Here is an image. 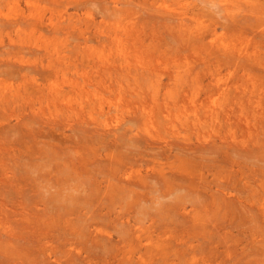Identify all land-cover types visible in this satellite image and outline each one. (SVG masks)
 <instances>
[{
	"label": "rangeland",
	"instance_id": "rangeland-1",
	"mask_svg": "<svg viewBox=\"0 0 264 264\" xmlns=\"http://www.w3.org/2000/svg\"><path fill=\"white\" fill-rule=\"evenodd\" d=\"M1 13L19 22L0 18V264H264V0H0ZM49 83L70 107L49 110ZM248 122L261 140L239 153ZM196 125L214 135L200 152ZM127 169L135 194L107 185ZM97 228L112 240L94 243ZM148 230L167 255L146 253Z\"/></svg>",
	"mask_w": 264,
	"mask_h": 264
},
{
	"label": "bare ground",
	"instance_id": "bare-ground-1",
	"mask_svg": "<svg viewBox=\"0 0 264 264\" xmlns=\"http://www.w3.org/2000/svg\"><path fill=\"white\" fill-rule=\"evenodd\" d=\"M260 1V0H259ZM253 4H254V2H253ZM257 5H259V4H257ZM251 8V10H249V12H252L253 11V14H255L254 13V11H258L259 10V8H257V7H250ZM7 16V17H6ZM6 16H4V14L3 13H1L0 14V18L1 19H3V18H5V19H8V20H10V21H12L14 24H17L19 21H18V19H11V18H9L10 16L9 15H6ZM125 53V52H124ZM124 53H123V51H121V52H119L118 53V55H119V58L120 57H123L124 56ZM90 65L91 64H89V66H88V69L90 68ZM133 68V67H132ZM132 68H131V70H132ZM144 68V67H143ZM87 68H85V66H83V69L82 70H78L77 71V75L80 77V78H84L85 77V75H88L89 74V72L86 70ZM134 69H137V70H139L140 71V69H138V68H136V66H134ZM51 70V69H50ZM45 71H48L47 69H45ZM82 71V72H81ZM44 72V71H43ZM49 72V71H48ZM54 72H56V74H60L61 72L57 69V68H55V70H54ZM187 72H189V70L187 71ZM187 72H186V70L185 71H182V72H179L178 73V77H179V79L182 77V78H185V76L184 75H181L182 73H185V74H187ZM68 75V73H64V76H67ZM213 75H214V73H213ZM217 75V74H216ZM217 77V76H216ZM84 81H87V80H84ZM215 81L218 83V81H221V78L219 79V80H217L216 78H215ZM64 82H66V78H64ZM77 82H74V81H70V87L72 86V85H76L77 87H78V84H76ZM159 83V82H158ZM50 85H48V84H45L44 86L43 85H39V88L41 89V91H44V92H47V96H49V97H51L52 98V101H53V104H50L49 106H48V108H49V110L51 111L52 110V106H57L58 107V104L59 105H63V106H71V104H70V102H68L66 99H65V97L66 96H64L63 94H61V97H62V101L61 102H59V101H57L59 98H61L60 97V93L62 92V93H65V94H67L66 93V90L65 89H63L62 88V90H61V92H60V90L57 88V84L55 83V84H51V83H49ZM160 84V83H159ZM159 84L157 85V86H159ZM82 88H84V90H87V92L89 93V94H92V93H90L91 92V89L90 88H87V87H82ZM9 89H11L10 87H9ZM9 89H4V90H1L0 89V105H3L4 106V108H7L6 107V104H5V100H6V98H7V95L10 93V91H8ZM72 90V89H71ZM71 90L69 91V92H71ZM13 92V95H14V97H16V92H19V91H12ZM68 92V93H69ZM120 92H121V90H120ZM54 96H55V99H54ZM93 96H95V95H93ZM76 97H79V98H82L83 100L85 99V97H86V92L85 91H83V89H81V91H80V93L78 94V95H76ZM67 99H68V97H67ZM69 100V99H68ZM70 101V100H69ZM85 102V101H84ZM83 102V103H84ZM56 110H57V108H56ZM176 111H177V113H176V116H180V113H183L184 111H182V110H180V109H176ZM170 112H173V111H171L170 110ZM52 114H54V112L52 113ZM51 114V115H52ZM171 117L173 116V115H170ZM174 117V116H173ZM146 118H149V121H148V123L147 124H145L143 127H142V129H140V133H142V134H153V131H152V129L150 128V124H153V121H152V117H150V116H148V115H146L145 114V119ZM150 120H151V122H150ZM199 120H200V118H199ZM20 122V121H19ZM59 123V122H58ZM256 124V123H255ZM112 124L110 123L108 126H111ZM248 129L249 130H252V131H250V133H248L247 132V138H244V139H242L241 141H239V138L235 135V134H232V138H233V143H234V145H233V148L232 149H234V150H238L239 151V153H241V152H244V153H246L248 150H250L251 151V148H249V146L247 145V143L248 142H251L252 141V143L251 144H255L256 145V147L258 146V144L260 143V140H261V133L262 132H260V131H258L256 128L255 129H253V125L251 124V122H248ZM173 127H175V125H173ZM118 128H120V127H118ZM191 128V127H190ZM196 129H197V133L196 132H194L193 130H192V128H191V133H193V134H195L196 135V137H197V139H198V142L197 143H199L198 145L196 144V146L194 145L193 147H194V149L197 151V152H200L199 151V148L200 149H205L206 148V146H207V142H208V137H213L214 135L212 134V135H209L208 133H203V132H201V130H200V127H199V125H196ZM113 131L112 130H110V133H112ZM208 132V131H207ZM170 133H172V134H174L172 131L170 132ZM169 133V134H170ZM177 133H181V132H177ZM187 133H189V130H187V131H185V133H183L184 134V136H185V139L186 140H191V135L189 136V137H187L186 136V134ZM171 134V135H172ZM224 135L225 134H219L218 135V137L220 138V139H222V143H220L222 146H224V145H226L227 144V141H224L223 142V140H226V137H224ZM189 138V139H188ZM210 143H209V147H207V150L209 149H212V148H215V147H211V141H209ZM215 144H216V142H215ZM251 144H249V145H251ZM190 147V149H191V146H189ZM199 147V148H198ZM216 147H217V145H216ZM233 150V151H234ZM241 151V152H240ZM237 152V151H236ZM238 153V154H239ZM237 155V154H236ZM243 155V154H242ZM241 156V155H240ZM264 159V158H263ZM262 159V160H263ZM261 160V161H262ZM264 161V160H263ZM66 166V169H69V170H71V167L69 166V165H65ZM263 166V165H262ZM190 172V170L187 172V173H184L185 175H183L187 180H188V177H189V175H191L192 173H189ZM135 173H136V171L134 170V171H131V169H127L126 171H125V173L123 174V176H122V178H120L119 177V179H118V181L117 180H115V179H113V178H108L107 180L109 181L108 183H107V185H109V184H111L112 182H116V184H117V186H122L123 184H120V183H124V184H126L125 186H128V189H130L131 187V190L132 191H129L131 194L133 193V194H135L136 193V189H137V187L139 186V184H138V182H137V177L135 176ZM189 173V174H188ZM136 179H135V178ZM202 179H204V174H200L199 175V180H202ZM123 180H125V181H123ZM201 182V181H200ZM264 181H262V183H263ZM202 183V182H201ZM201 183H200V191L199 192H197V190H194L196 187H193V188H191L190 190H189V192H191L190 194H188L187 195V197H189V196H191V195H199V196H201V194H202V191L203 192H205V190H204V188L206 187V186H203V185H201ZM84 182H80V185H78L75 189H74V191L73 192H69V187H65L64 189H63V192H62V197H61V199L62 200H65V201H67V203L68 202H73V201H75V198H76V195L74 194V192H78L79 191V188L81 187V186H84ZM96 184L98 185V183L96 182ZM120 184V185H119ZM98 186H100V185H98ZM262 186L264 187V184H262ZM210 187V186H209ZM93 188V187H92ZM127 188V187H126ZM74 194V196H73V198H71V199H65L66 198V195H73ZM204 195V194H203ZM262 197H264V196H262ZM153 200V199H152ZM152 200H150L149 202H151ZM164 200H166L165 198H164ZM163 199L161 198V199H159V200H153V203H156L157 205H163ZM68 205H69V203H68ZM68 205H66L65 206V208H70V205L68 206ZM171 205V204H170ZM218 203L216 202L215 204H214V207H213V209H209L208 208V205H206L205 206V210L202 212V213H204L205 214V216H208L210 213H212L213 211H215V210H217L216 208H219L218 206ZM158 206V207H159ZM185 214H190V215H192V211H190V212H188V208L186 207L185 208ZM85 216V215H84ZM193 221H195V222H197L198 221V219L196 218V216H193ZM203 221H204V219H203ZM206 221V220H205ZM121 224H124V222H121ZM93 230V229H92ZM143 231L145 232V229L143 228ZM143 231H140L139 233H141L140 234V236H139V238H140V241H141V243H143L144 242V240L145 241H147V244H149V245H151V246H153V249H152V251H149L148 249L146 250V253L147 254H149V253H151V257L152 258H154V257H156L157 255H159V254H161L162 253V255H167V253H168V247H166V246H168V244L170 243H172V241H168V240H166L164 237H162V234L161 233H159L156 237H154L155 235H154V231L153 230H148V232L149 233H151L149 236H146V233H144ZM108 232V233H107ZM107 232H105L104 230L102 231V230H100V229H95V230H93V233H94V236H95V238L93 239V241H94V243H96V244H99L100 245V242H102V240H104L103 238H106V239H108V240H112V238H113V235H114V233H112L111 231H107ZM142 232H143V234H142ZM118 233V232H117ZM108 240H106V241H108ZM163 243H165V244H163ZM198 246V245H197ZM197 246H195V248H194V250L197 248ZM166 247V248H165ZM199 248V247H198ZM156 249H158L157 251H156ZM161 250V251H160ZM195 252V251H194ZM126 253V252H125ZM132 257H133V255H131ZM195 259V258H194ZM87 260H88V262L90 263V260L87 258ZM141 260L143 261L144 259H143V257H141ZM144 261H146V260H144Z\"/></svg>",
	"mask_w": 264,
	"mask_h": 264
}]
</instances>
